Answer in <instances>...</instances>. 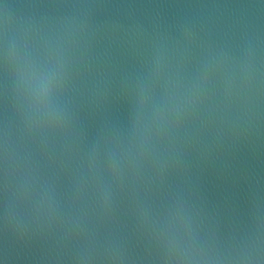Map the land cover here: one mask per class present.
<instances>
[{"label": "water", "instance_id": "1", "mask_svg": "<svg viewBox=\"0 0 264 264\" xmlns=\"http://www.w3.org/2000/svg\"><path fill=\"white\" fill-rule=\"evenodd\" d=\"M0 264H264V0H0Z\"/></svg>", "mask_w": 264, "mask_h": 264}]
</instances>
